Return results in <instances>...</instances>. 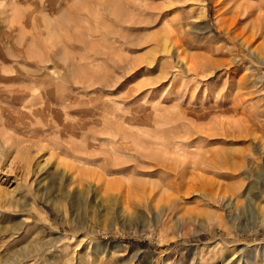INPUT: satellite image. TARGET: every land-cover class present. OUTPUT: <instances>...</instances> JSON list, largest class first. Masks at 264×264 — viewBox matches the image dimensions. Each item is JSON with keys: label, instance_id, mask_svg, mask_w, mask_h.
I'll return each mask as SVG.
<instances>
[{"label": "rangeland", "instance_id": "rangeland-1", "mask_svg": "<svg viewBox=\"0 0 264 264\" xmlns=\"http://www.w3.org/2000/svg\"><path fill=\"white\" fill-rule=\"evenodd\" d=\"M235 2L0 0V264H264V0Z\"/></svg>", "mask_w": 264, "mask_h": 264}, {"label": "bare ground", "instance_id": "bare-ground-1", "mask_svg": "<svg viewBox=\"0 0 264 264\" xmlns=\"http://www.w3.org/2000/svg\"><path fill=\"white\" fill-rule=\"evenodd\" d=\"M230 2L233 0H229ZM240 1V0H239ZM234 3L235 0H234ZM245 5H243L242 3H238L236 4L235 9L237 10V13H235L236 15L234 16V20L233 23H235L238 20L239 16H249L250 13L249 8L247 10V8L244 7ZM242 11V13H241ZM250 31H251V36H256V35H264V16L263 15H259V17H257L254 21L251 22L250 25ZM262 58L260 59L262 62H264V50H262Z\"/></svg>", "mask_w": 264, "mask_h": 264}]
</instances>
